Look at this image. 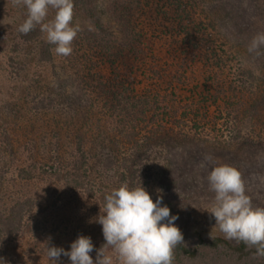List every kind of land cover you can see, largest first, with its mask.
<instances>
[{
  "label": "trees",
  "instance_id": "obj_1",
  "mask_svg": "<svg viewBox=\"0 0 264 264\" xmlns=\"http://www.w3.org/2000/svg\"><path fill=\"white\" fill-rule=\"evenodd\" d=\"M102 4L74 0L81 31L67 57L54 54L39 26L18 32L25 7L16 28H1L0 54L34 91L14 116L25 121L28 156L17 153L12 177L0 170V264H50L47 245L68 250L81 234L99 249L100 205L125 182H142L154 200L161 189L178 216L184 243L173 264H264L255 248L205 236L186 218L188 206L214 199V166L243 163L229 151L263 146L264 48L257 56L248 45L264 32V0Z\"/></svg>",
  "mask_w": 264,
  "mask_h": 264
},
{
  "label": "clouds",
  "instance_id": "obj_2",
  "mask_svg": "<svg viewBox=\"0 0 264 264\" xmlns=\"http://www.w3.org/2000/svg\"><path fill=\"white\" fill-rule=\"evenodd\" d=\"M14 6L27 9L26 19L18 32L27 35L37 26L46 34V42L54 45V54L71 55L73 41L81 31L73 24L74 0H12ZM55 10L52 19L49 11ZM264 32L256 33L248 45L249 53L261 55ZM206 160L210 157H205ZM202 166H204L202 164ZM210 191L215 193L213 205L206 209L210 219L226 239H234L255 248L257 257H264V207H255L246 192L241 171L231 164L213 167L207 176ZM154 200L143 186L122 183L105 195L96 222L102 225L105 243L95 249L92 238L79 235L70 249L47 245L50 264H173L174 249L184 243L181 229L175 224L178 216L163 204L162 190ZM210 232V238L212 237ZM96 251V258L91 253Z\"/></svg>",
  "mask_w": 264,
  "mask_h": 264
},
{
  "label": "rangeland",
  "instance_id": "obj_3",
  "mask_svg": "<svg viewBox=\"0 0 264 264\" xmlns=\"http://www.w3.org/2000/svg\"><path fill=\"white\" fill-rule=\"evenodd\" d=\"M101 2L103 3L102 7L105 8L106 0H101ZM17 8L18 6H14L12 0L0 1V34L5 35L7 33H4L1 28L13 30L16 28L17 20H22L20 11ZM106 18L110 19L109 17ZM110 20L114 26H117L114 20ZM6 59L7 57L0 54V152L4 156L3 160L0 161V170L5 168L8 178V176L12 177L15 173V166L11 167L10 164L16 160L17 153L21 152V149L24 150V146L27 144V131L22 128L25 126V121L18 119V123H14V116L20 114L18 112L19 108L16 106L21 107L22 114L31 100V95H28V93L34 90L30 84V78L23 77L20 80L10 73V69L13 68L9 67ZM23 91H25V94ZM22 107L24 108L22 109ZM261 143L263 146H260L255 152H251V149H249L247 153L240 155L238 152L236 155L232 150L229 151L233 153L231 158H236L237 156L245 157L243 160L241 159L243 163L239 164L237 168L242 173L247 195L251 197L255 207H264V142ZM24 155L28 156V152L25 151ZM160 163L161 160L158 157L153 164L152 172L154 174L158 171ZM201 197L204 198L203 196ZM213 201L214 199H206L203 202L194 203L186 209V218H192V221L195 220L194 228L202 231L205 236H210V232H212V235H224L218 226H214L215 220L210 219L206 210L212 207ZM191 223L193 224L194 222Z\"/></svg>",
  "mask_w": 264,
  "mask_h": 264
}]
</instances>
